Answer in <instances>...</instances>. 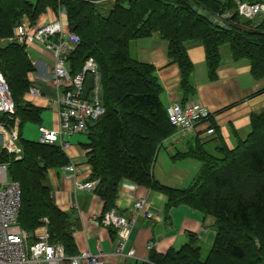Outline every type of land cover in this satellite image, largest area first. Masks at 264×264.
Wrapping results in <instances>:
<instances>
[{
    "label": "trees",
    "instance_id": "16d2710c",
    "mask_svg": "<svg viewBox=\"0 0 264 264\" xmlns=\"http://www.w3.org/2000/svg\"><path fill=\"white\" fill-rule=\"evenodd\" d=\"M102 3L0 0V70L15 107L12 115L0 114V124L8 129L17 125L21 149V157L15 159V154L0 148V162L8 163V178L20 186L17 221L30 235L29 243L36 240L35 229L45 225L49 243L61 244L67 255L77 254L73 237L77 221H71V211L54 203L46 183L48 169H61L69 158L54 143L21 136L26 122L41 124L45 107L39 97L29 94L35 67L26 46L10 41L23 18L35 22L47 8H64L68 29L80 39L67 54L70 75L80 71L88 57L98 64L105 111L88 123L87 140L79 145L86 150L87 180L97 181L93 192L103 202L100 217L118 211V188L127 179L166 195L165 210L184 205L213 218L215 237L205 255L196 235L189 232L190 239L178 248L164 253L150 250L145 261L127 259L122 264H264V110L251 114L249 133L232 148L218 139L208 150L194 137L187 151L173 157L197 159L199 173L188 187L166 186L154 177L152 168L159 149L177 128L161 100L154 65L137 60L129 51L131 40L155 32L166 40L167 56L180 69L185 103L195 92L194 64L187 54L191 42L204 46L210 80L216 79L223 45L232 59L249 61L255 79L264 78V17L258 21L240 17L233 0H114L110 7H100ZM194 6L223 19V26L211 23ZM209 117L204 121L211 125ZM108 230L115 240L116 230L111 226Z\"/></svg>",
    "mask_w": 264,
    "mask_h": 264
},
{
    "label": "crops",
    "instance_id": "0c3cea01",
    "mask_svg": "<svg viewBox=\"0 0 264 264\" xmlns=\"http://www.w3.org/2000/svg\"><path fill=\"white\" fill-rule=\"evenodd\" d=\"M113 1L101 2L104 7H110ZM57 14H59L58 9L55 11L52 8H47L39 15L35 23L43 24L55 18ZM61 17L65 21V12L61 14ZM30 47L39 53L35 55V61L31 58L35 71L30 74V77L34 75V80L39 83L42 92L49 90L53 93L46 82L50 77L51 60L38 46ZM38 48L41 52L38 51ZM167 50V41L161 38L157 32L133 39L129 43V51L133 57L141 62L154 65L162 86L160 97L164 106L168 107L173 102L181 104L197 102L208 110L209 119L213 120L211 125L209 121H202L198 124L193 135H190V140L186 145H183L182 150L176 149V152L179 153L188 148L195 139L194 137H199L205 143L204 146L210 150L218 144V139L230 148L234 147L240 139H244L249 133L251 114L264 110V78L255 79L250 71L248 60L232 59L230 49L223 51V46H221L219 49L221 61L216 72L217 76L216 79L210 80L204 46L201 43L191 42L187 44V54L194 64L195 92L183 103L179 89L180 69L176 63L170 61ZM40 99L43 101L41 106L48 109L55 117L52 120L53 125L56 121V112L47 105V102L44 103L46 99ZM38 102L40 101L38 100ZM80 142L70 143L71 146L67 152L73 161L82 165L85 171L84 177H87L90 171L85 163L86 150L79 145ZM159 151L152 168L154 177L169 187H176L183 183L182 180L190 175V171L185 169L186 166L181 164L186 161L184 159L187 157L178 156L175 158L173 155L176 152L170 150L172 165L168 171H164L157 159ZM65 173L62 168L48 169L46 183L51 189L54 203L62 210L71 211V221L74 222L75 219L77 221L73 231L77 253L87 249L97 251V246H100L106 254L109 253L104 257L102 264H122L127 259L145 261L149 253L146 245L151 240L154 241L155 250L158 253H164L170 247L178 248L177 244L185 243L190 239L187 234L189 232L196 235L202 246H204L203 244L210 246L214 240L212 217H204L199 211L184 205L170 208L168 213H165L166 195L124 179L118 188L116 209L120 214L126 215L129 213L128 208L133 200L144 198L145 208L153 217L139 216L136 220L135 227L126 244L127 248H134L136 254L134 258L113 255L115 240L111 239L108 228L101 225L98 219L103 209L102 200L92 191H75L73 180L66 178Z\"/></svg>",
    "mask_w": 264,
    "mask_h": 264
},
{
    "label": "built area",
    "instance_id": "2783aa9c",
    "mask_svg": "<svg viewBox=\"0 0 264 264\" xmlns=\"http://www.w3.org/2000/svg\"><path fill=\"white\" fill-rule=\"evenodd\" d=\"M105 0H95L101 2ZM112 1V0H109ZM236 12L242 18L258 21L264 17V0H233ZM64 8H58L55 18L43 24L31 22L23 18L13 29L11 40L24 46H38L51 60L50 77L46 80L53 90V96H45L47 105L56 112V121L52 128L39 127V142L54 143L69 158L62 167L66 178L73 180L74 190L93 191L96 180L84 177L82 165L73 161L67 152L71 146L72 135L85 132L89 122L98 119L105 111L101 102V86L98 64L93 57L85 59L80 71L70 75L66 63L67 54L76 48L80 39L70 31L61 14ZM32 84L29 94L42 97V91L30 77ZM14 102L4 75L0 70V114H14ZM170 123L182 135L192 134L196 125L208 117V110L197 102L181 104L173 102L167 107ZM0 148L15 159L21 157L18 145V128L15 125L8 129L0 124ZM8 163L0 162V264H102L104 251L97 246L96 252L90 249L80 251L76 255H67L61 244L49 243L45 225L37 233V241L29 243L30 235L18 224L17 217L20 208V186L8 179ZM138 216L150 218L151 214L145 208L144 198L133 200L129 213L119 214L114 209L100 217V224L113 227L116 230V240L113 253L120 256L133 257L134 250L127 248V240L133 223ZM35 234V231L33 235ZM148 250L155 248V243L149 241Z\"/></svg>",
    "mask_w": 264,
    "mask_h": 264
},
{
    "label": "rangeland",
    "instance_id": "374dc122",
    "mask_svg": "<svg viewBox=\"0 0 264 264\" xmlns=\"http://www.w3.org/2000/svg\"><path fill=\"white\" fill-rule=\"evenodd\" d=\"M100 7H102V4H100ZM36 49V48H35ZM225 49H229L227 45H223V51ZM37 50V49H36ZM26 51L28 52L29 56H30V59L32 58L33 61H35L34 57L35 55L39 54L37 53L34 48H31L30 46H26ZM38 51H40V49L38 48ZM42 57V55H40ZM45 59H49L48 57H44ZM33 63V62H32ZM45 94V96H53V93L50 92L49 90L48 91H44L43 92ZM42 122H41V126H44L46 128H52L54 126V124L52 125V120H54V116L52 115V113L48 110V109H44L42 111ZM39 124L37 123H32V122H26L22 128H21V136L23 138H26V139H30V140H34V141H38V138H39ZM190 135H182V133L178 132V131H175L170 137H168V139L166 141H164V144L163 146L160 148V151H159V156H158V162H160V166L161 168L164 170V171H168L170 166L172 165V161H171V158H170V150H172L173 152L175 151L176 152V149H179V150H182V147L183 145H186V143L188 142V140H190ZM87 140V137H86V133L85 132H82V133H77V134H74L71 136L70 138V143H73V144H76L77 141H81V142H85ZM188 150V148H186L184 151ZM209 150V149H208ZM184 160L186 161H183L181 162V164L185 165L186 166V170L190 171V175L188 177H186L185 179L182 180L183 183L179 184L178 186L176 187H188L192 184L195 176L197 175V173H199L200 171V168H201V163L197 160V159H194V158H185ZM178 161V160H177ZM4 162V161H3ZM179 162V161H178ZM156 178V177H155ZM9 179V178H8ZM157 179V178H156ZM10 180V179H9ZM158 180V179H157ZM159 181V180H158ZM160 182V181H159ZM146 203V201H145ZM132 204L129 206L128 210L131 208ZM111 211V210H109ZM107 211V212H109ZM169 210H164L165 213H168ZM120 214V213H119ZM139 217V216H138ZM151 217H153L151 215ZM99 219V218H98ZM138 219V218H137ZM100 220V219H99ZM19 224V223H18ZM135 224H136V221L135 223H133V227L132 229L135 227ZM42 226L38 227L35 229V236H36V240L38 239L37 237V233H39V230ZM108 228V227H107ZM132 229L130 231V234H129V238L131 236V232H132ZM213 230V229H212ZM129 238L127 241H129ZM116 240V239H115ZM184 242H181V244H183ZM180 243L177 244V247H179L181 245ZM200 244V243H199ZM203 244V243H202ZM201 245V244H200ZM204 246L202 247V252H203V255L206 254L207 252V248L209 246H205V244H203ZM133 250L134 248L131 247ZM147 248V247H146ZM91 252H96V251H93V250H90ZM150 251V250H148ZM78 254V253H77ZM109 254V253H107ZM105 252H104V255L102 257V261L104 260V257L107 255ZM114 255V253H112ZM76 255V254H75ZM135 250H134V256L133 257H130V258H134L135 257ZM126 257V256H124ZM103 263V262H102Z\"/></svg>",
    "mask_w": 264,
    "mask_h": 264
},
{
    "label": "water",
    "instance_id": "95a60500",
    "mask_svg": "<svg viewBox=\"0 0 264 264\" xmlns=\"http://www.w3.org/2000/svg\"><path fill=\"white\" fill-rule=\"evenodd\" d=\"M193 9H194L195 11H197L201 16H203V17H205L206 19H208V20H209L211 23H213L214 25H216V26H218V27H220V28L223 26V24H224L223 19H220V20L218 21V20H216V18H215L212 14H210V13L204 11V10L198 9L197 6H194ZM229 15H231V14H226L225 17H227V16H229ZM225 17H222V18H225ZM225 28L228 29L229 27L226 25Z\"/></svg>",
    "mask_w": 264,
    "mask_h": 264
},
{
    "label": "bare ground",
    "instance_id": "6f19581e",
    "mask_svg": "<svg viewBox=\"0 0 264 264\" xmlns=\"http://www.w3.org/2000/svg\"><path fill=\"white\" fill-rule=\"evenodd\" d=\"M47 220L46 219H44V222H46Z\"/></svg>",
    "mask_w": 264,
    "mask_h": 264
}]
</instances>
